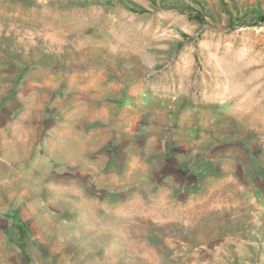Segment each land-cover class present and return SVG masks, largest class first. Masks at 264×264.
Here are the masks:
<instances>
[{"label":"rangeland","instance_id":"obj_1","mask_svg":"<svg viewBox=\"0 0 264 264\" xmlns=\"http://www.w3.org/2000/svg\"><path fill=\"white\" fill-rule=\"evenodd\" d=\"M259 14L0 0V214L31 215L0 227L28 263L264 264Z\"/></svg>","mask_w":264,"mask_h":264},{"label":"crops","instance_id":"obj_2","mask_svg":"<svg viewBox=\"0 0 264 264\" xmlns=\"http://www.w3.org/2000/svg\"><path fill=\"white\" fill-rule=\"evenodd\" d=\"M78 134V139L80 138L79 136V132H77ZM53 145V143H52ZM63 150L67 153H69V155H86V149H85V144L84 143H80V141H73V140H67V141H63ZM46 158H49V156ZM36 197V196H35ZM20 198H24L21 197ZM39 213V211L37 210L35 213L36 214ZM41 213V212H40ZM13 217H19V218H23V217H31V215L29 214H24L19 211L17 212H9L7 215L5 213H1L0 214V222H7L9 219L13 218ZM0 236H6V233H3L2 228L0 227ZM9 241V242H8ZM10 240L8 239V237L6 236V238H4V242L0 244V248L5 251L6 248H8L6 251L7 252H11L10 254L7 253V255H0V264H14L13 262L18 260L20 261V259H24V261L26 262L25 264H30L28 263L27 259L25 258L24 252L21 250L20 248V244L17 245L18 239H16V243H12ZM16 248V249H15ZM15 250H18L20 253V258L19 256L16 257L14 255Z\"/></svg>","mask_w":264,"mask_h":264},{"label":"trees","instance_id":"obj_3","mask_svg":"<svg viewBox=\"0 0 264 264\" xmlns=\"http://www.w3.org/2000/svg\"><path fill=\"white\" fill-rule=\"evenodd\" d=\"M259 15H260L261 20H264V16L262 14H259Z\"/></svg>","mask_w":264,"mask_h":264}]
</instances>
